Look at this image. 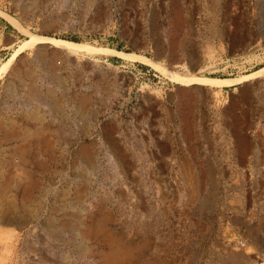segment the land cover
Returning a JSON list of instances; mask_svg holds the SVG:
<instances>
[{
  "label": "rangeland",
  "instance_id": "1",
  "mask_svg": "<svg viewBox=\"0 0 264 264\" xmlns=\"http://www.w3.org/2000/svg\"><path fill=\"white\" fill-rule=\"evenodd\" d=\"M8 61L0 264H264V0H0Z\"/></svg>",
  "mask_w": 264,
  "mask_h": 264
},
{
  "label": "bare ground",
  "instance_id": "2",
  "mask_svg": "<svg viewBox=\"0 0 264 264\" xmlns=\"http://www.w3.org/2000/svg\"><path fill=\"white\" fill-rule=\"evenodd\" d=\"M41 44H51V45H53L55 47H58V48L64 50L67 53H89L91 51L98 50L96 48H91V47L87 46L86 44L68 43L67 41L55 40V39H52V38L44 37L42 35L35 36L33 38L32 45L37 46V45H41ZM123 57L129 58V59H137V60H140V61L150 62L146 57H143V56H130V55H126L125 54V55H123ZM9 64H10V62L8 61V62L4 63L0 67V75L5 73V71L8 70ZM169 69L165 68V72L168 73V75L171 76L175 81H178L179 83H183L184 85L185 84H187V85H195L196 84V85H202V86H208V87L209 86L210 87H217V86L219 87V86H222V85H225V84H229V83H232V82L235 81V80H229V79H222V80L221 79H210V78H206V77L198 78V77H196L194 74H192L190 72L186 73L184 71L183 72L181 71V70H185V68H183L181 70H177L176 68H172L171 70H169ZM262 71H264V69H262ZM2 221H3V219L0 220V222H2ZM4 222L8 223V221H5V220H4ZM12 234H13V231H9V230H6V229L5 230H1L0 229V241L1 240L7 241V239L10 240ZM9 245L7 246V248L9 247ZM232 247L238 248L237 250H239V252L233 253V257L231 256L232 258L229 260L230 262H228V263H230V264H245L248 261L249 258L247 257V254L245 255L243 253L244 251L242 252V250L245 247L244 242L241 241L239 238H237L236 240L233 241V243L231 242V243H227L224 246H221V250H226L228 253L229 252L232 253L231 252V250L233 249ZM8 250L10 251V249H8ZM118 251H120V250H118ZM6 253H9V252L7 251ZM111 253H114V252H111ZM120 254H122V253H120ZM2 256H4V255H2ZM113 256H112V258H113ZM120 258H123V257H120ZM113 260H114L113 263H115L116 262L115 259H113ZM2 261H1V263H2ZM120 262H122V261H120Z\"/></svg>",
  "mask_w": 264,
  "mask_h": 264
},
{
  "label": "built area",
  "instance_id": "3",
  "mask_svg": "<svg viewBox=\"0 0 264 264\" xmlns=\"http://www.w3.org/2000/svg\"><path fill=\"white\" fill-rule=\"evenodd\" d=\"M211 68H213V66L212 65H206V67H205V72H208Z\"/></svg>",
  "mask_w": 264,
  "mask_h": 264
}]
</instances>
